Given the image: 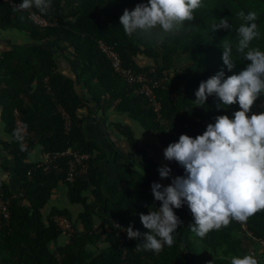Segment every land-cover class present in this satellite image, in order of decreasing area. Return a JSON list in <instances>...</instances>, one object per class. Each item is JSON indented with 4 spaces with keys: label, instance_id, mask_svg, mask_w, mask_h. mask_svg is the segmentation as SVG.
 Listing matches in <instances>:
<instances>
[{
    "label": "trees",
    "instance_id": "1",
    "mask_svg": "<svg viewBox=\"0 0 264 264\" xmlns=\"http://www.w3.org/2000/svg\"><path fill=\"white\" fill-rule=\"evenodd\" d=\"M142 2L146 0H33L30 8L20 9V0H0V30H16L26 38L18 44L0 40V202L9 204V218L0 214V264H231L232 256L251 250L258 264H264V248L253 240L264 239V209L244 221L230 218L201 237L189 227L194 221L185 204L174 209L182 224L172 245L158 252L137 248L142 237L131 240L123 232L129 224L141 233L147 231L139 214L160 206L150 185L167 186L158 174L163 165L144 153L125 123L112 126L131 151L114 148L109 158L85 136L82 113L102 114V123L110 111L125 116L165 149L181 134H202L217 115L231 118L239 109L238 104L218 109L212 96L205 105L192 101L201 81L220 70L228 76L246 66L235 50L236 28L244 22L241 13L257 12L260 35L250 47L264 50V0H203L193 19L172 32L157 26L126 35L119 17L125 8L131 10ZM31 14L49 25H37ZM224 18L231 29L214 30L213 25ZM223 40L234 46L232 70L222 61ZM99 41L113 48L124 69L152 81L161 102L160 117L134 85L113 71ZM60 57L70 65L71 76L60 71ZM143 59L150 63L141 64ZM262 105L264 96L254 101L247 115L264 112ZM60 108L69 115L68 129ZM16 111L33 134L28 148L22 147L15 130ZM40 148L51 156L69 149L89 154V173L72 184L64 182L68 159L58 158L45 172L31 157V151ZM139 154L140 161L136 159ZM103 160L116 165L113 183L102 167ZM165 166L170 173L184 175L174 160H166ZM60 186H65L67 202L79 206L78 213L55 205L48 208ZM60 215L76 228L63 243L52 220Z\"/></svg>",
    "mask_w": 264,
    "mask_h": 264
},
{
    "label": "clouds",
    "instance_id": "2",
    "mask_svg": "<svg viewBox=\"0 0 264 264\" xmlns=\"http://www.w3.org/2000/svg\"><path fill=\"white\" fill-rule=\"evenodd\" d=\"M44 3L47 0H43ZM203 0H146L131 10L125 8L119 22L126 35L159 28L172 32L183 22L193 19L194 10ZM33 0H20V9L30 8ZM242 23L236 28L235 50L241 53L246 66L239 73L226 76L224 70L201 81L194 95L196 105H205L209 96L216 98L218 109L238 104L239 109L228 115H217L202 134L195 137L181 134L164 149V157L176 161L184 170L167 186L152 182L151 193L160 206L149 207L139 219L147 230L141 233L129 224L124 229L131 240L142 237L136 247L160 251L171 246L173 236L182 224L174 209L189 208L194 223L189 227L199 236L227 224L229 219L246 220L264 209V112L249 113L258 97L264 96V50L250 47L259 37L257 12L240 14ZM213 29L230 30L227 18L220 19ZM222 61L228 70L234 65L233 45L223 40ZM15 116V114H14ZM15 124V122H14ZM168 166L158 168L159 176L168 178ZM231 264H258L250 254L232 256Z\"/></svg>",
    "mask_w": 264,
    "mask_h": 264
},
{
    "label": "built area",
    "instance_id": "3",
    "mask_svg": "<svg viewBox=\"0 0 264 264\" xmlns=\"http://www.w3.org/2000/svg\"><path fill=\"white\" fill-rule=\"evenodd\" d=\"M31 19L34 23L41 27H46L49 23L39 15L31 14ZM99 49L105 54L106 59L110 62L113 71L120 75L129 85L135 86L136 93L139 95H144L151 105L154 108L155 113L160 117L161 111V102L157 98L153 86L152 81L148 80L145 76L140 74H134L129 70H126L122 66V61L119 58L118 54L108 46L105 42H98ZM151 84V85H150ZM155 86L157 84H154ZM60 112L65 120V126L68 129L70 125V118L66 111L60 108ZM15 130L17 135L20 138L21 145L23 148H28L29 142L28 140L33 136L32 133L29 132L26 123L23 122L22 118L18 113L15 112ZM41 151L40 159L37 163H39V167L43 168L45 172H48L51 169V166L54 165V161L58 158H67V174L64 179V182L68 184H72L76 181V179H80L85 177L89 173V161L91 156L89 154H79L78 152L69 149L59 155L51 156L45 153L42 148L38 149ZM55 169H58L57 166H54ZM7 203L0 202L1 211L0 214L5 218H9V210ZM53 222L59 232L62 234V238L66 239L75 233L76 228L74 227V223L69 220L66 216H55ZM246 228L245 226H243ZM124 232V229H123ZM254 242L264 248V239L253 238ZM250 255H255L254 250L250 251Z\"/></svg>",
    "mask_w": 264,
    "mask_h": 264
},
{
    "label": "crops",
    "instance_id": "4",
    "mask_svg": "<svg viewBox=\"0 0 264 264\" xmlns=\"http://www.w3.org/2000/svg\"><path fill=\"white\" fill-rule=\"evenodd\" d=\"M21 42L11 43L9 41H4V44H18L25 42V39H21ZM4 46V45H3ZM3 48V47H2ZM140 61V60H139ZM58 63L60 66V71L64 73L66 76H71V68L68 62L63 58L60 57L58 59ZM150 62L146 59H143L141 64H149ZM16 113H18L16 111ZM19 114V113H18ZM15 117V116H14ZM102 114L95 115L89 114L87 112L82 113V128L84 131L85 136L97 143L102 150H104L108 155L109 158L113 155V149L118 148L122 151H131L129 143L126 139H124L112 126L113 123H125L131 127L134 132L135 138L138 141L139 147L144 151L147 156L153 157L154 160L158 161L161 165H166V159L163 155L164 149L163 146L159 141H157L154 137L148 134L139 123L129 120L125 116H119L113 111H110L107 115V121L105 123L101 122ZM107 125V126H106ZM107 127V128H106ZM0 136H3V129L0 131ZM9 139V137H8ZM8 154V153H7ZM41 152L37 149H33L31 151V157L33 160L37 161L40 159ZM7 156V155H5ZM136 159L140 161V154L137 155ZM102 167L106 170L108 175L109 183H113L117 176L116 165L113 163L109 164L106 160H103ZM177 175L174 173H170L168 179L163 178V183L169 185L171 180L175 178ZM60 200L62 203L67 201L65 198V186H60L57 190L54 198L52 206L54 205V201ZM74 206V205H72ZM79 208V207H78ZM77 210V213L80 209Z\"/></svg>",
    "mask_w": 264,
    "mask_h": 264
},
{
    "label": "rangeland",
    "instance_id": "5",
    "mask_svg": "<svg viewBox=\"0 0 264 264\" xmlns=\"http://www.w3.org/2000/svg\"><path fill=\"white\" fill-rule=\"evenodd\" d=\"M22 38L26 40L25 36L16 30H9V31L0 30V40H2V41H9L11 43H16V42H21L20 40ZM260 108H264V105H262ZM136 169L140 172V168H136ZM52 203H53V201H51V203L48 205V208L52 206ZM54 205L60 209H69L70 211H72L74 213H77V210H75V209H80V208H78L79 206H72L67 201L62 203L58 199L56 201H54ZM63 242H65V240L62 238L60 243H63Z\"/></svg>",
    "mask_w": 264,
    "mask_h": 264
}]
</instances>
